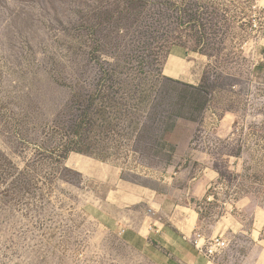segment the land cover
<instances>
[{
	"label": "rangeland",
	"instance_id": "374dc122",
	"mask_svg": "<svg viewBox=\"0 0 264 264\" xmlns=\"http://www.w3.org/2000/svg\"><path fill=\"white\" fill-rule=\"evenodd\" d=\"M146 198L264 264V0H0V264H166Z\"/></svg>",
	"mask_w": 264,
	"mask_h": 264
},
{
	"label": "crops",
	"instance_id": "0c3cea01",
	"mask_svg": "<svg viewBox=\"0 0 264 264\" xmlns=\"http://www.w3.org/2000/svg\"><path fill=\"white\" fill-rule=\"evenodd\" d=\"M171 52L173 54H171L172 58L177 61V64L180 63L179 61H182V57L186 54L182 46L172 48ZM174 69L176 71L178 70V72L171 71L167 65L162 68V71L167 76L182 74L181 69L177 65ZM194 187L191 190L192 195H194ZM204 193L205 190L201 195ZM149 201L150 199L146 198V205L143 208L131 210L126 213V216L132 222L129 224L119 223L118 226L121 229L123 238L129 244H136L137 241L144 242L146 246L156 244L155 246L163 251V258L166 264H210V261L199 253L192 243L190 237L192 235V227L191 229L184 230L185 226H183L182 212L174 216L169 215L167 222L164 214L157 212L149 204Z\"/></svg>",
	"mask_w": 264,
	"mask_h": 264
},
{
	"label": "built area",
	"instance_id": "2783aa9c",
	"mask_svg": "<svg viewBox=\"0 0 264 264\" xmlns=\"http://www.w3.org/2000/svg\"><path fill=\"white\" fill-rule=\"evenodd\" d=\"M202 243L199 244V241ZM192 243L195 249L204 255L210 262H214L215 257L220 253L226 246V241L222 236L204 238L199 233H195L192 238Z\"/></svg>",
	"mask_w": 264,
	"mask_h": 264
}]
</instances>
